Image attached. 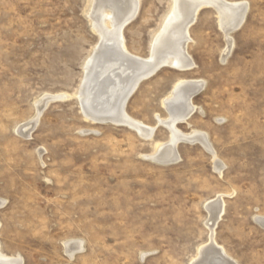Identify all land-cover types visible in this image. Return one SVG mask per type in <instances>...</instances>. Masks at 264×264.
<instances>
[{"label": "rangeland", "instance_id": "374dc122", "mask_svg": "<svg viewBox=\"0 0 264 264\" xmlns=\"http://www.w3.org/2000/svg\"><path fill=\"white\" fill-rule=\"evenodd\" d=\"M225 1L247 6L230 53L215 9L204 6L189 28L191 68H160L126 102L130 118L155 129L144 139L127 125L86 118L74 95L99 44L92 0H0L4 256L21 264H192L213 229L234 264H264L256 221L264 218V0ZM170 4L139 0L123 29L128 54L148 57ZM179 79L203 87L177 128L206 134L222 170L198 143L179 142L176 161L150 158L155 142L168 140L162 102ZM58 94L70 96L49 101L24 135L37 102ZM220 194L214 227L206 206ZM75 242L82 251L70 257L66 244Z\"/></svg>", "mask_w": 264, "mask_h": 264}, {"label": "bare ground", "instance_id": "6f19581e", "mask_svg": "<svg viewBox=\"0 0 264 264\" xmlns=\"http://www.w3.org/2000/svg\"><path fill=\"white\" fill-rule=\"evenodd\" d=\"M170 2V9L163 25L151 42L148 57L140 59L138 56H131L130 52L128 54L123 37L124 27L138 12L139 0H92V10L88 13L92 21L91 28L99 37V44L96 43L98 46L84 62L80 84L74 93L86 118L124 124L135 129L140 137L151 138L154 127L146 128L130 118L125 111L126 102L139 83L156 73L160 67L170 66L181 70L191 68L192 62L186 54L189 28L204 6L210 5L215 9L219 27L224 32L227 42L224 55L230 53L232 41L229 35L244 20L247 10L244 3H227L228 1L225 0H170ZM202 87L203 84L199 81L179 79L175 82L168 97L162 102L168 112V119L159 120L168 130L169 137L166 143L155 142L154 154L150 157L152 160L161 163L176 161L178 159L176 146L179 142L198 143L211 152L215 168L222 170L206 134L196 131L185 134L177 128V124L187 121L195 111L192 98ZM69 96V94H58L41 98L37 102L35 119L22 128L24 135L32 129L40 112L49 101L64 100ZM221 199L220 194L206 206L210 215V225L214 227L224 211V201ZM256 221L264 227V218L257 217ZM210 231L209 244L198 249L197 258L192 264H234L224 250L214 242L213 229ZM65 250L68 256L72 257L76 252L82 251V243H67ZM0 264L21 263L19 259L7 258L0 251Z\"/></svg>", "mask_w": 264, "mask_h": 264}, {"label": "water", "instance_id": "95a60500", "mask_svg": "<svg viewBox=\"0 0 264 264\" xmlns=\"http://www.w3.org/2000/svg\"><path fill=\"white\" fill-rule=\"evenodd\" d=\"M162 67H164V66H162ZM162 67H160V68H162ZM160 68H159V69H160ZM159 69H158V70H159Z\"/></svg>", "mask_w": 264, "mask_h": 264}]
</instances>
